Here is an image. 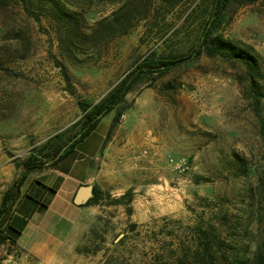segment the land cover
<instances>
[{
  "label": "rangeland",
  "instance_id": "obj_1",
  "mask_svg": "<svg viewBox=\"0 0 264 264\" xmlns=\"http://www.w3.org/2000/svg\"><path fill=\"white\" fill-rule=\"evenodd\" d=\"M211 3L0 0L1 199L28 158L47 161V145L81 132V103L96 105L146 60L189 55ZM219 36L259 55L256 83L230 58L207 54L138 79L116 125L111 114L108 139L132 151L117 177L89 181L96 200L76 206L74 195L48 209L65 215L49 221L66 241L56 264H174L208 225L243 264H264V0L232 6ZM46 169L28 171L23 193ZM30 260L17 244L0 246V264Z\"/></svg>",
  "mask_w": 264,
  "mask_h": 264
},
{
  "label": "trees",
  "instance_id": "obj_2",
  "mask_svg": "<svg viewBox=\"0 0 264 264\" xmlns=\"http://www.w3.org/2000/svg\"><path fill=\"white\" fill-rule=\"evenodd\" d=\"M256 0H212L208 19L202 29L198 44L194 50L185 56H176L168 59H160L158 62L146 60L134 68L126 77L121 80L108 94L96 105L81 103V109L85 113L82 122L81 132L74 138L78 139L59 157L61 150L68 143L62 145H47L46 149L51 150L49 160L37 164L35 157L31 156L25 162V172L14 181L13 185L3 194L0 203V246L11 242L17 244L23 230L27 225L25 221L20 227L13 224L19 215L30 219L35 214H44L49 209L52 200L57 194L55 187H47L42 181L37 179L33 186L23 193L22 189L28 178V171L45 167H55L85 138H87L100 124V122L114 111L116 125L121 116V105L126 101L133 84L146 74H165L180 65L188 64L198 59L203 54L211 57L216 55L224 56L233 60L236 64L244 67L249 73L253 84L256 83L257 74L261 71L260 57L253 49L247 45H240L231 41H226L219 36L221 26L227 19L229 9L236 3L247 4ZM59 11V10H58ZM60 13H64L62 10ZM126 34V32H125ZM73 138V139H74ZM261 193L264 196V178L260 184ZM96 200L100 191L93 189ZM194 241L188 250L178 258L174 264H243L242 261L233 254L235 248L226 241L220 239L216 229L211 225L198 226L194 230ZM232 251V252H230Z\"/></svg>",
  "mask_w": 264,
  "mask_h": 264
},
{
  "label": "crops",
  "instance_id": "obj_3",
  "mask_svg": "<svg viewBox=\"0 0 264 264\" xmlns=\"http://www.w3.org/2000/svg\"><path fill=\"white\" fill-rule=\"evenodd\" d=\"M111 114L103 118L97 128L57 166L47 167L45 173L41 175L47 187L57 189L50 209L65 205L76 195L81 186L88 185L91 180L100 183L102 181V184L103 181L114 180L117 177L115 168L130 157L132 151L130 148L127 149L126 144L119 146L120 141L116 138L108 139L113 118ZM141 160L135 163V168L140 171L146 168V162ZM36 180L37 177L29 184L26 192ZM1 200L0 195V203ZM64 216L62 213L54 215L47 210L44 214L37 213L30 219L19 215L14 220L13 224L17 227L27 221L17 245L31 256L32 260L29 263L56 264L59 262L60 253L64 250L62 246L66 248V241L59 238L57 230L52 228L55 223H49V221L62 220Z\"/></svg>",
  "mask_w": 264,
  "mask_h": 264
},
{
  "label": "water",
  "instance_id": "obj_4",
  "mask_svg": "<svg viewBox=\"0 0 264 264\" xmlns=\"http://www.w3.org/2000/svg\"><path fill=\"white\" fill-rule=\"evenodd\" d=\"M79 137V136H78ZM78 137L72 139L60 152L57 158H59L68 148L70 145H72ZM94 196L93 194V187L89 185H83L79 188L77 191L75 197H74V204L76 206H81L86 204L92 197Z\"/></svg>",
  "mask_w": 264,
  "mask_h": 264
},
{
  "label": "built area",
  "instance_id": "obj_5",
  "mask_svg": "<svg viewBox=\"0 0 264 264\" xmlns=\"http://www.w3.org/2000/svg\"><path fill=\"white\" fill-rule=\"evenodd\" d=\"M143 154H147V152H143ZM171 161L174 163V168L177 171L180 172H185L186 170L189 169L188 167V160L187 159H179L178 161L175 162L173 158H171Z\"/></svg>",
  "mask_w": 264,
  "mask_h": 264
}]
</instances>
